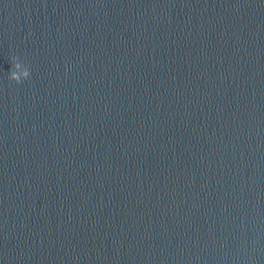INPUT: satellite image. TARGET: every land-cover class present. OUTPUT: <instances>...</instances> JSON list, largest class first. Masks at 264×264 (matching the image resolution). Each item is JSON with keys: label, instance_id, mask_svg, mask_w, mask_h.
<instances>
[{"label": "water", "instance_id": "water-1", "mask_svg": "<svg viewBox=\"0 0 264 264\" xmlns=\"http://www.w3.org/2000/svg\"><path fill=\"white\" fill-rule=\"evenodd\" d=\"M0 264H264V0H0Z\"/></svg>", "mask_w": 264, "mask_h": 264}, {"label": "clouds", "instance_id": "clouds-1", "mask_svg": "<svg viewBox=\"0 0 264 264\" xmlns=\"http://www.w3.org/2000/svg\"><path fill=\"white\" fill-rule=\"evenodd\" d=\"M11 59L13 62V71L8 74V79L11 81H15L16 83H20L22 80H25L29 77V73H21L19 71L21 62H19L15 56H12Z\"/></svg>", "mask_w": 264, "mask_h": 264}]
</instances>
